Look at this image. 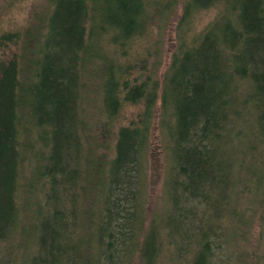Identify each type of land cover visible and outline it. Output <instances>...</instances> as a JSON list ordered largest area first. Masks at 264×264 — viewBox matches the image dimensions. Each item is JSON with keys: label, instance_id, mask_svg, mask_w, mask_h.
<instances>
[{"label": "trees", "instance_id": "obj_1", "mask_svg": "<svg viewBox=\"0 0 264 264\" xmlns=\"http://www.w3.org/2000/svg\"><path fill=\"white\" fill-rule=\"evenodd\" d=\"M176 1L49 0L44 32L0 33V264H264V0H187L185 23L226 11L164 78L172 158L164 203L149 207L160 82L104 45L126 54ZM90 75L107 128L145 101L111 158L84 143Z\"/></svg>", "mask_w": 264, "mask_h": 264}, {"label": "rangeland", "instance_id": "obj_2", "mask_svg": "<svg viewBox=\"0 0 264 264\" xmlns=\"http://www.w3.org/2000/svg\"><path fill=\"white\" fill-rule=\"evenodd\" d=\"M186 2L187 0H177L166 21L161 18L160 13L153 16L149 20L147 32L133 40L126 54H122V50L113 42L108 41L104 45L122 64L135 65L134 71L137 72V76L149 75L153 81L160 82L157 90L159 97L154 105L153 118L150 123L148 173L151 210L161 207L164 203L163 187L172 158L168 146L167 124L162 118L160 97L164 78L170 69L173 56L182 44L192 46L194 39L202 35L211 24L219 21L220 16L226 11V3L219 2L208 9H196L191 14L189 22L185 23L183 15ZM49 10V0H0V33L4 31L23 32L24 29L33 25L44 32L43 24ZM98 83L99 80L94 75L88 76L86 90L88 91L89 123L92 127H89L85 134L84 143L87 148L89 145L90 148L95 147V154L102 156L105 153L111 158L115 154V133L120 126L129 125L134 120H138L139 113L145 109V101L136 104L123 103L113 117L111 126L107 128L108 124L104 121L109 115L100 102L101 88ZM93 142L97 145H93ZM26 169L28 170V167ZM253 242L254 231L247 241L248 246H245L244 242H240V245L251 250Z\"/></svg>", "mask_w": 264, "mask_h": 264}]
</instances>
